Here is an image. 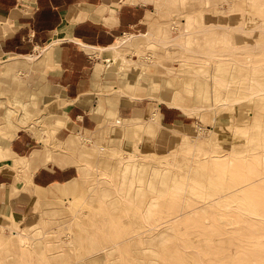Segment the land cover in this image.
<instances>
[{"label":"rangeland","instance_id":"1","mask_svg":"<svg viewBox=\"0 0 264 264\" xmlns=\"http://www.w3.org/2000/svg\"><path fill=\"white\" fill-rule=\"evenodd\" d=\"M152 1L149 37L134 32L99 64L115 85L113 127H76L57 140L65 122L50 109L49 86L31 99L40 80L29 67L2 76L0 59V158L11 156L10 120L21 117L53 156L79 167L69 194L50 195L53 184L36 189L50 196L32 199L21 187L30 201L17 227L0 228V264H264V0ZM150 77L155 93L185 94L181 136L171 135L174 124L157 136L130 124L115 132L133 100L138 115L167 105L146 95ZM127 78L139 81L128 93L143 98L120 90ZM12 168L24 184L21 167Z\"/></svg>","mask_w":264,"mask_h":264},{"label":"crops","instance_id":"2","mask_svg":"<svg viewBox=\"0 0 264 264\" xmlns=\"http://www.w3.org/2000/svg\"><path fill=\"white\" fill-rule=\"evenodd\" d=\"M152 4V0H0V59L3 58L1 63L6 67L0 69L1 75L4 70L29 67L35 82L40 80L34 85L49 86L50 109L61 114L65 122L55 126V138L61 142L76 127L80 132H90L101 122L105 123L102 126L113 127L115 117L110 115L115 110V101L110 95L115 90L114 82L101 70L95 74L100 62L106 66L113 57L87 52L79 41L109 48L125 33L144 32L152 20ZM53 43L57 48L50 53L47 46ZM139 102L133 100L126 105L132 114L120 118H143L155 109L151 112L150 109V114L138 115ZM157 108L164 125L188 123L174 106L161 104ZM155 141L150 146L154 150L158 148ZM6 145L11 156L0 158V228L11 220L17 222V216L26 211L30 200L23 196L21 187L32 199H37L45 196L46 191L36 189L65 183L76 176L79 168L67 156H53L55 152L49 151L25 128H19ZM60 152L67 150L63 148ZM18 158L24 161L23 165H18ZM13 165L25 173L24 184L10 170Z\"/></svg>","mask_w":264,"mask_h":264},{"label":"bare ground","instance_id":"3","mask_svg":"<svg viewBox=\"0 0 264 264\" xmlns=\"http://www.w3.org/2000/svg\"><path fill=\"white\" fill-rule=\"evenodd\" d=\"M125 1H132V2H136L137 0H125ZM149 31H145L143 33H140L142 36H147L149 37ZM136 34L133 33H125L124 35H122L121 37H119L117 39V41L115 42V44L111 45L109 48H98V47H94V46H90L88 44H85L81 41H79V44L82 46V48L84 50H86L87 52L90 53H94V52H99L102 55L106 56L107 52L110 50H119V47L121 46H126L131 44V42L133 41L132 38L135 36ZM56 43V42H55ZM53 43V45L51 46H47L49 47L50 53L55 52L57 45ZM150 43V42H148ZM118 55V53L116 54ZM28 58H30L31 60L34 58V56H28ZM123 60L124 58L121 57ZM126 62H129L128 60L125 59ZM169 72H172L173 70H171V68H168ZM99 72V64L96 66L95 69V74H97ZM176 72V71H175ZM126 74V73H124ZM164 79V78H161ZM164 80H168L167 78H165ZM163 80V81H164ZM162 81V82H163ZM138 80L134 79V78H127L123 81L120 90H123L125 92V94H127L130 98L134 99V98H141L143 95L142 94H137V93H128L131 89H135L137 88V84H138ZM148 84L152 86L153 90L152 93H147L146 95L148 97L151 98H156L157 100H159L160 102H163L165 104H168L170 106H174L179 108L181 111H186V105H185V94L183 95L181 92L179 93H172L171 97H166L162 94H158L155 93L158 89L157 85H155V81L152 77H150ZM148 85V86H149ZM163 86V85H162ZM36 90L34 92L29 93L27 96H29L31 99L33 98H38L40 96L45 95L46 92V87L43 85H37V87L35 88ZM149 89V88H148ZM156 89V90H155ZM160 90V89H159ZM124 102V101H123ZM155 109L153 110V112L151 113V115H149L146 119L145 122H137L136 119L137 118H119L120 120V124H117V130L115 131L116 133H120L121 131H123L124 133V128L125 126L128 124L132 125L134 127V132L139 131L140 129H149L151 131H155L156 133L159 132L160 128L162 126H164V124L162 123L161 120V115L160 112L157 108V106H154ZM11 112V108L6 109V111L4 112L9 113ZM188 112V111H187ZM139 119V118H138ZM19 122V123H17ZM33 122V121H32ZM31 121L30 122H25L23 119H21V117L17 118L16 120H10V125L8 128V136L9 138H13L16 135V132L19 128H31L33 127V123ZM16 123V124H15ZM36 124V123H34ZM182 124V123H181ZM180 123H175L173 126H171V135H175L176 137L181 136L182 135V128ZM18 165H23L24 161L22 159L18 158ZM262 177V176H261ZM75 178L67 181L66 183H55V187H54V191L51 192L50 195L55 194V193H60V194H69L74 190V185L71 183ZM260 179V178H259ZM247 182V181H246ZM66 184V185H65ZM59 185H64L63 187L59 186ZM45 196H50L48 193H43ZM42 194V195H43ZM223 195V193L221 194V196ZM44 196V197H45ZM259 196V195H258ZM261 197V196H260ZM224 198V197H223ZM261 199V198H259ZM262 200V199H261ZM258 201V200H257ZM259 202V201H258ZM257 202V203H258ZM263 202V201H262ZM253 203V202H252ZM261 203V202H260ZM258 206V205H257ZM243 209V208H242ZM247 210V208H246ZM244 211V210H243ZM255 211V210H254ZM186 212V211H185ZM258 213V212H257ZM259 214V213H258ZM261 216V215H260ZM264 217V216H263ZM15 226L17 227V224L15 221L12 222ZM13 234L15 235H20L21 241L23 244L27 243V235L26 233H24V231H20V230H12ZM235 242V241H234ZM258 245V244H257ZM264 248V247H263ZM264 251V250H263ZM260 260V259H259ZM259 263V262H258Z\"/></svg>","mask_w":264,"mask_h":264}]
</instances>
